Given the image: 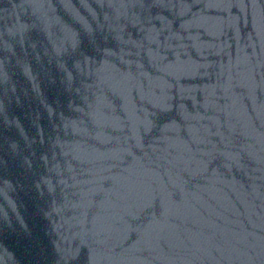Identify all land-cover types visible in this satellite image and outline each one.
Returning <instances> with one entry per match:
<instances>
[{"label": "water", "instance_id": "1", "mask_svg": "<svg viewBox=\"0 0 264 264\" xmlns=\"http://www.w3.org/2000/svg\"><path fill=\"white\" fill-rule=\"evenodd\" d=\"M0 264H264V0H0Z\"/></svg>", "mask_w": 264, "mask_h": 264}]
</instances>
